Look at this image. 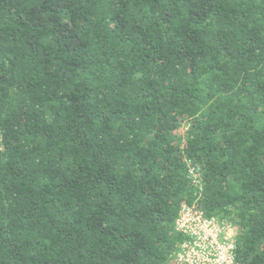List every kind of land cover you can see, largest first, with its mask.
Masks as SVG:
<instances>
[{
    "label": "trees",
    "instance_id": "trees-1",
    "mask_svg": "<svg viewBox=\"0 0 264 264\" xmlns=\"http://www.w3.org/2000/svg\"><path fill=\"white\" fill-rule=\"evenodd\" d=\"M192 204L264 264V0H0V264H173Z\"/></svg>",
    "mask_w": 264,
    "mask_h": 264
},
{
    "label": "built area",
    "instance_id": "built-area-1",
    "mask_svg": "<svg viewBox=\"0 0 264 264\" xmlns=\"http://www.w3.org/2000/svg\"><path fill=\"white\" fill-rule=\"evenodd\" d=\"M198 177L192 172L193 184L199 183ZM174 230L183 240L173 264H239L235 255V228L224 220L205 216L195 204L180 207Z\"/></svg>",
    "mask_w": 264,
    "mask_h": 264
}]
</instances>
